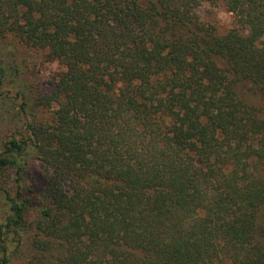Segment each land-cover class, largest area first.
Returning a JSON list of instances; mask_svg holds the SVG:
<instances>
[{
	"label": "trees",
	"instance_id": "1",
	"mask_svg": "<svg viewBox=\"0 0 264 264\" xmlns=\"http://www.w3.org/2000/svg\"><path fill=\"white\" fill-rule=\"evenodd\" d=\"M0 41V264H264V0H0Z\"/></svg>",
	"mask_w": 264,
	"mask_h": 264
},
{
	"label": "rangeland",
	"instance_id": "2",
	"mask_svg": "<svg viewBox=\"0 0 264 264\" xmlns=\"http://www.w3.org/2000/svg\"><path fill=\"white\" fill-rule=\"evenodd\" d=\"M199 14L205 21L213 24L218 29V33L220 34L226 33L235 26L234 16L221 5L216 8L207 5L202 6L199 9ZM14 57H15V61L19 62L18 53L0 41V63L7 65L11 63L12 60H14ZM56 67H57L56 65H46V64L36 65L33 72H31L32 70H29L22 77V79L23 81H27V83H31L34 86H36L37 83L35 80H41V79L43 80L48 78V75H51V73L57 69ZM12 89H14V86L7 85V83L5 82L2 91L11 90L8 96L13 98L15 94L12 92ZM245 90L247 89L245 88ZM247 94L249 96L252 95L251 92L249 91H247ZM13 103L16 102L13 100ZM255 103L260 104V102H255ZM11 104H12L11 101L9 102L8 100H5V98L3 99L2 96L0 97V112L5 117L4 122L2 124V131L4 133L7 132L9 129L20 128L22 124L17 120V118L16 120H13L12 115L15 110H13L14 106L13 104L12 105ZM6 212H7V207L4 205L3 201L1 200L0 221L5 217Z\"/></svg>",
	"mask_w": 264,
	"mask_h": 264
}]
</instances>
